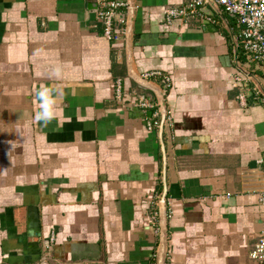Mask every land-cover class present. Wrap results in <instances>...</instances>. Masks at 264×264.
Returning <instances> with one entry per match:
<instances>
[{"label": "crops", "instance_id": "obj_1", "mask_svg": "<svg viewBox=\"0 0 264 264\" xmlns=\"http://www.w3.org/2000/svg\"><path fill=\"white\" fill-rule=\"evenodd\" d=\"M119 1L110 42L97 0H0V264H157L162 210L163 264H253L264 105H241L234 78L264 92V69L221 9L166 25L183 0ZM147 72L161 74L145 80L170 117L161 137L131 104H159L132 77ZM44 86L57 106L47 126L34 119Z\"/></svg>", "mask_w": 264, "mask_h": 264}, {"label": "built area", "instance_id": "obj_2", "mask_svg": "<svg viewBox=\"0 0 264 264\" xmlns=\"http://www.w3.org/2000/svg\"><path fill=\"white\" fill-rule=\"evenodd\" d=\"M216 8L221 9L225 14L236 19L239 29V47L247 63L261 66L264 69V0H212ZM97 19L102 26V37L107 41H117L118 32L115 29V20L121 8L126 4L119 0H97ZM209 4L208 0H183L180 8H170L164 11V21L166 25H171L178 20L183 23L189 20H197L201 23L210 22L200 14V8ZM158 76V72H147L140 76L142 80ZM234 84L239 88L237 96L241 105H244L247 95L251 96L256 104L264 105V92L257 87L250 88L248 80L241 74L234 78ZM114 98L117 101L123 99L122 84L120 81L114 84ZM131 104L142 110H151V116L146 121L147 130L152 131L160 125V105L150 98L135 95ZM170 117L165 114L164 126L170 125ZM154 201L158 202V196L154 195ZM258 202L262 208L264 216V191L258 194ZM153 210V209H152ZM150 227L158 233V228L154 225L156 221V211L150 215ZM54 235L51 234L47 245H52ZM249 259L253 264H264V229L260 232L259 238L249 254Z\"/></svg>", "mask_w": 264, "mask_h": 264}, {"label": "clouds", "instance_id": "obj_3", "mask_svg": "<svg viewBox=\"0 0 264 264\" xmlns=\"http://www.w3.org/2000/svg\"><path fill=\"white\" fill-rule=\"evenodd\" d=\"M54 91V89H50L47 86L41 87L36 91L39 107L34 114V119L43 126H47L56 116L57 106L53 98Z\"/></svg>", "mask_w": 264, "mask_h": 264}, {"label": "water", "instance_id": "obj_4", "mask_svg": "<svg viewBox=\"0 0 264 264\" xmlns=\"http://www.w3.org/2000/svg\"><path fill=\"white\" fill-rule=\"evenodd\" d=\"M209 1V4L212 6V7H215L216 6L213 4L212 0H208ZM129 5H131V3H129ZM133 18V15H131V19L132 20ZM128 37V36H127ZM241 72H244L241 70ZM134 80L141 86V87H144L146 89H150L152 91H154L158 96H159V104H160V125L158 127V130H159V137H161L162 135V131H163V127H164V119H165V114H166V109H165V105H164V97H163V93L162 92H159L157 91V89H155L154 87H152L149 83H147L145 80H142L140 78H137V77H134ZM262 91V90H261ZM165 196H166V188L164 187V191H163V194H162V197H161V206H164V199H165ZM165 217V212L164 210H162V213H161V220H162V227H161V249H160V252L158 254V259H157V264H163L164 262V248H165V235H164V227H163V224H164V218Z\"/></svg>", "mask_w": 264, "mask_h": 264}, {"label": "trees", "instance_id": "obj_5", "mask_svg": "<svg viewBox=\"0 0 264 264\" xmlns=\"http://www.w3.org/2000/svg\"><path fill=\"white\" fill-rule=\"evenodd\" d=\"M239 51V50H238ZM242 52V51H241Z\"/></svg>", "mask_w": 264, "mask_h": 264}]
</instances>
